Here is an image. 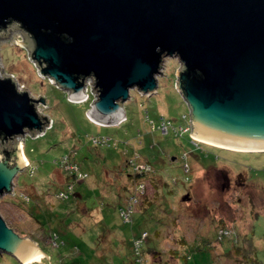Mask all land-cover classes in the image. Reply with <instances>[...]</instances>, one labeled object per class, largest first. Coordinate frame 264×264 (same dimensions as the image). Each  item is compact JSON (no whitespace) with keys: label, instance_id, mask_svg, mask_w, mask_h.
I'll return each mask as SVG.
<instances>
[{"label":"rangeland","instance_id":"1","mask_svg":"<svg viewBox=\"0 0 264 264\" xmlns=\"http://www.w3.org/2000/svg\"><path fill=\"white\" fill-rule=\"evenodd\" d=\"M24 40L19 27L0 39V78L13 75L19 89L33 98H45V104L37 108L52 123L44 135H26L24 152L32 163L26 157L29 168L14 180L17 194L0 197V214L45 254L31 264H264V152L222 149L194 141L192 130L175 135L158 128L163 120L183 129L191 126L189 107L175 87L181 67L177 58L164 59L157 93L148 97L131 91L124 105L127 121L101 126L87 116L94 100L91 85L86 87L85 101H70L68 92L38 74L27 49L16 45ZM94 137H106L109 142L94 144ZM66 155L89 177L75 185V196L60 199L56 195L66 190L65 183L55 184L52 179L55 172L67 173L59 165ZM135 157L152 165L153 172L141 181L155 195L150 203L143 202L144 209L140 207L131 222L123 223L119 209L133 191L129 176L134 171L128 163ZM221 170L233 181L230 191H222ZM239 174L249 180V187L235 188ZM32 187L40 210L26 214L19 201L29 200L21 193L30 189L34 194ZM78 194L106 219L101 216L94 221L84 206L78 204L77 209ZM186 194L190 199L184 201ZM41 224L44 231L39 229ZM51 228L60 234L56 246L50 239L56 236L45 235ZM222 228L233 233L220 239ZM144 231L149 234L140 253H134L135 242L129 240Z\"/></svg>","mask_w":264,"mask_h":264},{"label":"water","instance_id":"2","mask_svg":"<svg viewBox=\"0 0 264 264\" xmlns=\"http://www.w3.org/2000/svg\"><path fill=\"white\" fill-rule=\"evenodd\" d=\"M16 27L25 38L16 45L70 101H85L91 85L93 122L124 120L131 91L157 93L164 59L175 57L192 138L264 152V0H0V39ZM3 76L0 197L15 193L14 180L26 170V135H44L52 123L37 108L45 98ZM35 246L0 214V255L26 264Z\"/></svg>","mask_w":264,"mask_h":264},{"label":"built area","instance_id":"3","mask_svg":"<svg viewBox=\"0 0 264 264\" xmlns=\"http://www.w3.org/2000/svg\"><path fill=\"white\" fill-rule=\"evenodd\" d=\"M89 95L87 94V98ZM86 98V99H87ZM126 117V116H125ZM127 117L124 120H121L117 125L121 124L123 121H126ZM149 120V118H148ZM152 123V129H156L155 124ZM101 125V124H99ZM101 126H107V125H101ZM164 134H168L171 130L176 135H180L184 133L185 131H189L190 128L183 129L182 127H175L172 122L163 120L162 125L158 127ZM194 140V139H193ZM92 141L94 144H107L109 142V139L106 137H94L92 138ZM195 141V140H194ZM137 158L131 159L129 161V165L132 167L135 174H142L146 175L148 173L153 172V168L149 163L144 162H137ZM31 165V164H30ZM60 167L70 175H73V181L68 183L66 185V190H62L57 194V197L60 199H68L71 196L75 195V185L78 182H81L85 180L88 177L87 173L81 172L78 166L73 163L71 160H69V155L63 156L59 161ZM32 173L35 171V168H32ZM186 172H189V167L185 168ZM146 184L144 182H138L134 185L133 194L129 196L127 199L125 205L120 208V215L122 216L125 223H129L131 221V217L134 212L137 211V207L140 205L141 198L146 194ZM233 232L228 230L227 228L220 229L219 232V238L223 239L225 236H230ZM144 234V235H143ZM141 241L137 240L135 242L136 249H138L145 239L147 233H143Z\"/></svg>","mask_w":264,"mask_h":264},{"label":"trees","instance_id":"4","mask_svg":"<svg viewBox=\"0 0 264 264\" xmlns=\"http://www.w3.org/2000/svg\"><path fill=\"white\" fill-rule=\"evenodd\" d=\"M126 121H127V119H126ZM206 145V144H205ZM207 146H209V147H211L210 145H207ZM212 148H214V147H212ZM24 149H25V144H24ZM218 149V148H217ZM222 149H220V151H221ZM25 155H26V153H25ZM26 157L30 160V158L28 157V155H26ZM60 161V160H59ZM30 162H31V160H30ZM32 163V162H31ZM73 163H75L77 166H78V168L80 169V171L81 172H83L82 170H81V168H80V166L78 165V163L77 162H73ZM152 166V165H151ZM29 168V167H28ZM28 168H26V169H28ZM33 168V167H32ZM59 168V167H58ZM57 168V169H58ZM31 173H32V171H31ZM63 173V172H62ZM84 173H86V172H84ZM152 173V172H151ZM88 174V173H87ZM63 175V183H65L63 186L64 187H66V185L68 184V183H70L71 181H73V175H70L69 173H63L62 174ZM144 176H146V175H142V174H135L134 173V175H130L129 176V181L130 182H133V184L135 185L136 183H138V182H140L142 179H143V177ZM88 177H89V175H88ZM88 177L85 179V180H83V181H81V182H84V181H86L87 179H88ZM52 180H54V178L52 179ZM51 180V181H52ZM52 182H54L55 184H59V183H57V180H54V181H52ZM81 182H78V183H81ZM141 182H144L145 184H146V182L145 181H141ZM77 184V183H76ZM134 185H133V189L132 190H134ZM155 185H156V183H155ZM154 185V186H155ZM146 187H147V184H146ZM32 188H34V187H32ZM29 190V191H28ZM26 189L25 190V192L24 191H22V193H21V195H24V197L25 198H29V200L28 201H26V200H21V201H19V202H21V204L22 205H25V207L26 208H24L23 210H24V212L27 214V213H29V210H30V214L32 213H35L36 212V210L38 209V211L40 210L39 208H38V206L40 205V203L38 202L39 200L37 199V197H38V195L36 194V191H35V188H34V194L32 193V190H30V189ZM30 192V193H29ZM17 193L15 192L14 193V195H16ZM132 194H133V191H132ZM34 197H33V196ZM154 195H155V191H154V189L153 188H149V190L146 188V194L141 198V201H140V205L137 207V211L136 212H134V213H137L138 211H139V208L140 207H143L142 209H144V205H143V202L145 201V202H148V203H150L151 202V199H149L150 197H154ZM75 196V195H74ZM56 197H57V195H56ZM58 198V197H57ZM76 198V197H75ZM129 198V197H128ZM127 198V199H128ZM77 199H79L78 197H77ZM74 200V201H77V203L75 204V206H76V208L78 209V200ZM126 199V200H127ZM122 208V207H121ZM28 209V210H27ZM97 208H95L93 211L92 210H89L88 212H89V215H91L92 216V220H98L99 218H101V216H103V218L104 219H106V217H104V215H102L101 213L102 212H100L99 210L98 211H95ZM92 211V212H91ZM91 212V213H90ZM133 213V214H134ZM119 215H120V209H119ZM133 216V215H132ZM120 217H121V219H122V221H123V223H125L124 222V220H123V218H122V216L120 215ZM133 220V217H131V221ZM101 221V220H100ZM130 221V222H131ZM225 227V226H224ZM12 228H14V227H12ZM40 230H42V231H44V225H40V228H39ZM16 230V229H15ZM143 233H147V234H149L148 232H146V231H144ZM142 233V234H143ZM53 235V236H56V238L54 239L53 237H50V235ZM142 234H140V235H138V234H136V233H134L132 236H131V238H130V240L129 241H131V242H136L138 239H140V238H142ZM45 235H49V237H50V239L54 242V244H55V242H56V239L58 238V236L60 235L55 229H53V228H51V231L49 230V231H47V234H45ZM124 238V237H123ZM49 239V240H50ZM124 242V241H123ZM127 242V241H126ZM58 245V244H57ZM55 246H56V244H55ZM135 245L133 244V251H134V253H135V251L139 254L140 253V250H141V246L138 248V249H136V246L134 247ZM238 252H240V250L238 251ZM4 257V258H3ZM135 259V258H134ZM15 259H13L12 257H10V256H8V255H0V262H4V263H7V264H10V262L9 261H14ZM252 261H253V259H252ZM254 261H256V260H254ZM129 262V261H128Z\"/></svg>","mask_w":264,"mask_h":264},{"label":"flooded vegetation","instance_id":"5","mask_svg":"<svg viewBox=\"0 0 264 264\" xmlns=\"http://www.w3.org/2000/svg\"><path fill=\"white\" fill-rule=\"evenodd\" d=\"M258 153V152H257ZM219 176L221 175L223 177V183H220L221 187H222V191L224 192L225 190L230 191L232 186V179L230 178V175L228 174V172H223L222 170L218 172ZM249 180H245V178L242 176V174H239L236 183L235 184V188H247L249 187L248 184ZM4 258V257H3Z\"/></svg>","mask_w":264,"mask_h":264},{"label":"bare ground","instance_id":"6","mask_svg":"<svg viewBox=\"0 0 264 264\" xmlns=\"http://www.w3.org/2000/svg\"><path fill=\"white\" fill-rule=\"evenodd\" d=\"M196 140H198V139H196ZM198 141L203 142V143H207V142L201 141V140H198ZM207 144H210V143H207ZM210 145H213V144H210ZM213 146H216V145H213ZM216 147H220V146H216ZM220 148L223 149L225 147H220ZM225 149H228V148H225ZM229 150H232V151H240V150H233V149H229ZM241 152H257V151H241ZM25 159H26V157H25ZM38 250H39V248L37 246H35L33 248V252L30 254V256L24 262L26 264H31V263H33L35 261H39L41 258H43L44 255L40 251H38Z\"/></svg>","mask_w":264,"mask_h":264},{"label":"crops","instance_id":"7","mask_svg":"<svg viewBox=\"0 0 264 264\" xmlns=\"http://www.w3.org/2000/svg\"><path fill=\"white\" fill-rule=\"evenodd\" d=\"M25 153V152H24ZM25 157H26V155H25ZM63 173L62 172H58V174L55 172V175L53 176V178L54 177H56V180L57 181H59V182H57V183H60V184H63V175H62ZM54 180H55V178H54ZM78 198L80 199L79 201H78V204L80 205V206H84L85 207V213L86 214H89V210H94L96 207H94V208H89L88 206H87V204H84L82 201H83V196L82 195H80V194H78ZM91 211V212H92ZM90 212V213H91ZM107 241L109 242V239H107V240H104V244H106L107 243ZM35 242V241H34ZM38 244V243H37ZM102 250V249H101ZM38 251H40L42 254H43V252H42V250H38ZM44 256H45V254H43ZM43 256V257H44Z\"/></svg>","mask_w":264,"mask_h":264},{"label":"clouds","instance_id":"8","mask_svg":"<svg viewBox=\"0 0 264 264\" xmlns=\"http://www.w3.org/2000/svg\"><path fill=\"white\" fill-rule=\"evenodd\" d=\"M126 117H127V115H126ZM190 130H191V127H190ZM196 142H199L198 140H195Z\"/></svg>","mask_w":264,"mask_h":264}]
</instances>
